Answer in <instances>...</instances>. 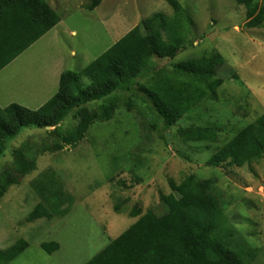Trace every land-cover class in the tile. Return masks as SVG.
Wrapping results in <instances>:
<instances>
[{
  "label": "rangeland",
  "instance_id": "rangeland-1",
  "mask_svg": "<svg viewBox=\"0 0 264 264\" xmlns=\"http://www.w3.org/2000/svg\"><path fill=\"white\" fill-rule=\"evenodd\" d=\"M44 1L61 24L0 71L1 109L11 104L39 109L58 90L56 67L80 75L144 20L157 13L174 16L162 0H102L91 12L84 9L89 0ZM177 1L191 22L182 24L181 48L173 59L151 60L128 85L71 109L56 128H25L6 142L0 176L10 171L23 144L36 155L35 170L0 200V250L19 240L28 244L12 264H85L136 221L128 216L132 208L166 214L171 184L189 176L212 182L233 239L254 251L251 264H264V157L242 168L206 166L221 145L264 114V27L247 28L245 9L234 0ZM213 53L224 61L214 76L222 81L216 100L202 102L167 126L141 86L178 63ZM80 84L85 88L89 82L80 77ZM111 102L117 106L112 119L92 124L75 148L37 153L71 133L82 110ZM188 127L217 129V142H182L177 130ZM46 171L54 172L72 204L62 218L27 223L42 202L32 184ZM51 242L59 250L49 255L40 245Z\"/></svg>",
  "mask_w": 264,
  "mask_h": 264
},
{
  "label": "trees",
  "instance_id": "trees-1",
  "mask_svg": "<svg viewBox=\"0 0 264 264\" xmlns=\"http://www.w3.org/2000/svg\"><path fill=\"white\" fill-rule=\"evenodd\" d=\"M174 16L157 13L141 22L83 69L80 75L64 71L59 76L58 90L37 110L11 104L0 108V157L5 144L25 128H56L67 113L91 101L108 96L139 77L153 59H173L181 48L183 22L190 23L177 0H162ZM245 9L246 27H264V5L258 0H234ZM102 0H89L84 9L94 11ZM60 17L44 0H0V71L16 60L29 47L46 35ZM144 31V32H143ZM162 33L165 35L163 38ZM218 53L200 59L178 63L172 71H161L141 90L152 100L166 125L174 126L187 113L205 101L216 100L222 81L214 79L223 64ZM80 77L88 80L83 88ZM117 106L111 102L93 111L82 110L71 133L37 153H54L75 148L95 122L110 121ZM184 143L215 144L217 129L203 127L179 128ZM28 144L15 152L11 167L0 176V200L9 187L35 170V157ZM264 157V114L227 140L206 161V166L224 165L242 168ZM54 172L46 171L32 186L41 201L26 218L27 223L39 219L51 220L67 215L72 204ZM172 193L165 198L167 213L156 216L132 208L129 213L136 221L112 240L85 264H251L255 253L233 239L219 199L210 180L196 181L193 176L180 184H171ZM68 205L67 208H63ZM120 213L119 208H114ZM28 247L19 240L0 250V264H12ZM41 249L52 254L59 250L55 242L42 243Z\"/></svg>",
  "mask_w": 264,
  "mask_h": 264
},
{
  "label": "crops",
  "instance_id": "crops-1",
  "mask_svg": "<svg viewBox=\"0 0 264 264\" xmlns=\"http://www.w3.org/2000/svg\"><path fill=\"white\" fill-rule=\"evenodd\" d=\"M61 24V21H60V23H58V25H56L53 29H51L46 35H44L41 39H43L44 37H47L48 35H50L51 33H52V31H54L59 25ZM15 61V60H14ZM13 61V62H14ZM11 64V63H10ZM9 64V65H10ZM8 65V66H9ZM63 71H61L60 69H58L57 67H56V69H55V71H54V79L56 80H58L59 81V76L61 75V73H62ZM53 88H54V86H53ZM55 93H52L50 96H47L46 97V99L47 98H51L53 95H54ZM46 99H44L43 100V102L46 100ZM40 106V105H39Z\"/></svg>",
  "mask_w": 264,
  "mask_h": 264
},
{
  "label": "water",
  "instance_id": "water-1",
  "mask_svg": "<svg viewBox=\"0 0 264 264\" xmlns=\"http://www.w3.org/2000/svg\"><path fill=\"white\" fill-rule=\"evenodd\" d=\"M47 129H49V128H47Z\"/></svg>",
  "mask_w": 264,
  "mask_h": 264
}]
</instances>
